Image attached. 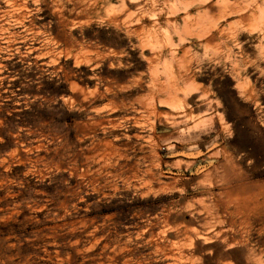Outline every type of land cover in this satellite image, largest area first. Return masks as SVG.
<instances>
[{
  "label": "rangeland",
  "instance_id": "374dc122",
  "mask_svg": "<svg viewBox=\"0 0 264 264\" xmlns=\"http://www.w3.org/2000/svg\"><path fill=\"white\" fill-rule=\"evenodd\" d=\"M17 1L0 0V264H264L258 223L198 238L209 192H264V0H202L209 29L155 65L111 21L119 0Z\"/></svg>",
  "mask_w": 264,
  "mask_h": 264
},
{
  "label": "bare ground",
  "instance_id": "6f19581e",
  "mask_svg": "<svg viewBox=\"0 0 264 264\" xmlns=\"http://www.w3.org/2000/svg\"><path fill=\"white\" fill-rule=\"evenodd\" d=\"M52 1V0H51ZM239 1V0H235ZM27 2V0H26ZM21 3L20 0H18L17 6L18 7H24V9H28V3ZM156 1L154 0H119V6L117 9L110 8L111 12H114L115 10L118 13L112 14L113 23H115L118 26L127 27L133 32L132 35L136 37L137 43H139L140 47L144 49V51H148L149 56L148 60L150 62V65H155L159 63L161 60L162 54L161 51L164 46H174L176 43L178 45L182 46L185 44V42L191 38L194 37H201L208 29V23H207V12L203 10H198L197 17H192V14L189 12L195 5H201L204 2L202 0H163L162 5L155 4ZM174 2L180 3L183 10H185V15L182 16L181 20L179 21L175 15L176 12L179 11L178 8L176 9L175 4H171ZM223 2V1H222ZM221 2V3H222ZM44 3V2H42ZM178 3H176L178 5ZM209 3V1H208ZM255 3V2H254ZM205 4V3H204ZM46 5V3H45ZM76 5V4H75ZM210 5V4H209ZM256 5V4H255ZM48 6V5H47ZM79 6V5H78ZM253 6V5H252ZM46 7V6H45ZM75 7V6H74ZM212 11L215 9H219L218 4H211L209 6ZM251 7V6H250ZM48 8V7H47ZM50 8V7H49ZM200 8V7H199ZM237 9V7L235 6ZM44 9V8H43ZM254 9V8H253ZM39 10V9H37ZM50 10V9H49ZM58 10V8H57ZM109 11V10H108ZM4 13V12H3ZM55 13V12H54ZM53 13V14H54ZM215 13V12H214ZM254 13V12H253ZM24 14V12H23ZM56 14V13H55ZM58 14V13H57ZM73 14V13H72ZM75 14V12H74ZM73 14V15H74ZM244 14V13H243ZM242 14V15H243ZM72 15V16H73ZM78 15V14H77ZM81 15V14H80ZM17 16V15H16ZM23 15L21 14L22 17ZM57 16V15H54ZM75 16V15H74ZM249 16V15H248ZM243 17V16H242ZM254 17V16H253ZM78 18V17H77ZM111 18V17H110ZM81 18L79 17V20ZM78 20V21H79ZM83 20V19H82ZM60 21H63L61 19ZM77 21V22H78ZM255 22V21H254ZM76 23L73 22V24ZM63 24V23H62ZM61 24V25H62ZM257 24V23H256ZM37 26V25H36ZM105 26V25H104ZM31 28V27H30ZM58 28V26H57ZM63 28V27H62ZM132 28V29H131ZM218 29V27H215ZM35 29V28H34ZM49 29V27H48ZM109 29V28H108ZM63 30V29H62ZM110 30V29H109ZM220 30V29H218ZM217 31V30H216ZM62 32V31H60ZM69 33V32H68ZM113 33V32H112ZM60 34V33H59ZM63 35V34H62ZM65 35V34H64ZM109 35V34H108ZM113 35V34H112ZM211 35V34H210ZM233 35V34H232ZM53 36V35H52ZM68 36V35H67ZM78 36V35H77ZM121 36V35H119ZM209 36V35H208ZM58 37V36H57ZM62 37V36H61ZM69 37V36H68ZM110 37V36H109ZM114 37V36H113ZM122 37V36H121ZM60 38V37H59ZM79 38V37H78ZM82 38V37H81ZM116 38V37H115ZM119 38V37H117ZM206 38V37H205ZM208 38V37H207ZM53 39V37H52ZM51 39V40H52ZM61 39V38H60ZM59 39V41H60ZM91 39V38H90ZM110 39V38H109ZM68 40V39H67ZM66 40V41H67ZM118 40V39H117ZM115 40L118 44V41ZM120 40V39H119ZM216 40L215 36H212L211 38L207 39V43H213ZM43 41V40H42ZM65 41V43H66ZM121 41V40H120ZM69 41H67L68 43ZM110 42V40H109ZM109 44V43H108ZM115 44V43H114ZM125 44V43H124ZM65 45V44H64ZM95 45V44H93ZM107 45V44H106ZM113 45V43H112ZM214 45V43H213ZM67 46V45H65ZM64 46V47H65ZM71 46V45H70ZM125 46V45H124ZM119 47H122L121 45ZM89 48V47H88ZM115 48V47H114ZM175 49V47H173ZM177 48V47H176ZM178 49V48H177ZM66 50V49H65ZM107 50V49H105ZM171 51L173 49L171 48ZM187 50L181 51L183 53L180 60H176V58L172 55L168 60H166V63L169 65H166L168 67H173L174 64H177V68L179 69L182 67L183 62L185 61V53ZM82 58V57H81ZM113 60V59H112ZM128 60V59H125ZM80 61V60H79ZM112 62V61H110ZM127 62V61H126ZM175 62V63H174ZM164 63V62H163ZM182 63V64H181ZM124 64V63H123ZM129 63H127L128 65ZM149 64V63H148ZM109 65V64H108ZM149 65V66H150ZM160 67V66H159ZM167 67V69H169ZM168 75L164 78L166 83L168 84V93L170 94H176L179 95V90L176 88L177 81L181 78L179 73L174 72L173 68ZM211 70V69H210ZM183 71V70H182ZM192 76V75H191ZM185 77V76H184ZM189 77V75H188ZM201 77V76H200ZM154 79V77H152ZM144 79V77H143ZM163 79V78H162ZM142 80V79H141ZM186 80V78H185ZM133 81V80H132ZM131 81V82H132ZM154 80H152L153 82ZM194 81V80H192ZM140 82V81H139ZM170 86V88H169ZM145 87V86H144ZM192 89V88H191ZM186 90V89H183ZM206 90V89H205ZM150 91V90H149ZM156 91V90H155ZM143 92V91H142ZM191 95H193L191 93ZM253 95V94H252ZM181 96V95H179ZM195 98V97H194ZM188 99V98H187ZM170 100V99H169ZM172 101V99H171ZM174 101V100H173ZM180 102V101H179ZM182 103V102H181ZM178 104V103H177ZM185 104V103H184ZM201 104V103H199ZM203 104V103H202ZM179 105V104H178ZM187 104H185L186 107ZM188 105H190L188 103ZM180 108L182 105H179ZM197 106V105H196ZM199 106V105H198ZM177 107V106H176ZM184 107V106H183ZM206 107V106H205ZM174 107H172L173 109ZM179 108V107H177ZM193 108V107H192ZM204 108V107H203ZM195 109V108H194ZM192 110V109H191ZM201 110V108L199 109ZM164 111V110H162ZM166 111V110H165ZM202 111V110H201ZM200 111V112H201ZM167 112V111H166ZM194 112V110H193ZM165 113V112H164ZM171 113V112H170ZM177 113V112H176ZM179 113V112H178ZM166 114V113H165ZM160 115V114H159ZM162 115V114H161ZM174 115V117H173ZM170 117H173L174 119L181 118V114H175L173 113ZM202 114H199L201 116ZM164 116V114H163ZM167 116V115H166ZM183 116V113H182ZM198 119V118H197ZM200 119V117H199ZM213 145V144H212ZM216 145V144H215ZM211 147V146H210ZM214 148V146H213ZM223 149V148H222ZM228 158V157H227ZM226 158V159H227ZM229 159V158H228ZM209 173V172H208ZM208 175V174H207ZM207 175H205V178ZM210 175V174H209ZM211 178V177H209ZM247 179V178H246ZM213 180V179H212ZM210 182V181H209ZM212 183V182H211ZM213 184V183H212ZM260 185V184H259ZM257 186V185H256ZM248 187V186H247ZM260 187V186H259ZM256 188V187H255ZM212 189V188H211ZM261 189V188H260ZM264 189V188H263ZM249 190V188H248ZM258 190V189H257ZM252 191V190H250ZM247 191L244 188H235V190H231L226 192L225 196L226 199H223L224 194H215L214 192H209V196L211 197L212 201L210 204V209H214L215 215H216V221L213 220L215 223V227L212 231H207L201 234V236L198 235V238L200 241L208 242L212 238H225L227 236L228 230H224L223 228H220L223 224H228L229 227L234 228L237 223H239V226H253V224L258 223L260 225H263L264 229V192L262 193H253ZM259 191V190H258ZM205 199V198H204ZM203 199V200H204ZM198 206V205H197ZM209 211V210H208ZM197 212V211H196ZM200 214V213H199ZM194 215V214H193ZM196 216V215H195ZM201 217V216H199ZM208 218V216H207ZM200 219V218H199ZM204 220V219H203ZM199 222V221H198ZM193 227V226H192ZM204 229V228H203ZM241 229V228H240ZM241 231V230H240ZM194 235V234H193ZM242 235V234H241ZM197 236V235H196ZM248 237V236H247ZM228 238V237H227ZM194 239V238H192ZM198 239V240H199ZM234 239V238H233ZM197 240V239H196ZM229 240V239H228ZM192 241V240H191ZM231 241V240H230ZM193 242V241H192ZM216 242V241H215ZM234 242V241H232ZM220 243V242H219ZM207 244V243H206ZM205 245V244H204ZM202 247V246H201ZM241 247V246H240ZM256 247V246H255ZM261 248V247H260ZM223 249V248H222ZM221 249V250H222ZM231 249V248H230ZM244 249V248H243ZM190 249H188L189 251ZM192 250V249H191ZM190 250V251H191ZM212 250V249H211ZM241 250V249H240ZM187 251V252H188ZM215 251V250H214ZM218 251V250H217ZM216 251V252H217ZM186 252V251H185ZM225 252V250H224ZM223 252V253H224ZM227 252V251H226ZM243 252V251H242ZM245 252V250H244ZM221 253V254H223ZM186 254V253H185ZM190 254V252H189ZM192 254V252H191ZM242 254V253H241ZM219 255V254H218ZM188 256V255H187ZM195 256V255H194ZM221 256V255H219ZM231 256V255H230ZM225 257V256H224ZM228 257V256H227ZM222 258V257H221ZM246 258V257H245ZM249 264V263H248ZM251 264V263H250Z\"/></svg>",
  "mask_w": 264,
  "mask_h": 264
}]
</instances>
